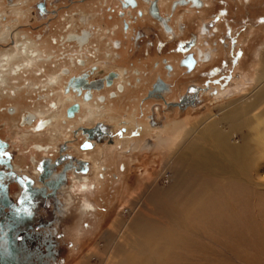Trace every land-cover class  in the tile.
<instances>
[{"label":"flooded vegetation","instance_id":"1","mask_svg":"<svg viewBox=\"0 0 264 264\" xmlns=\"http://www.w3.org/2000/svg\"><path fill=\"white\" fill-rule=\"evenodd\" d=\"M239 1L243 5H250L252 0ZM71 4V9L63 8ZM0 8H4V12L0 11V72L17 54L24 58L23 61L28 60L29 64L32 61L48 63L58 57L57 48L66 51L74 48L71 51L75 54L69 55L73 67H62L59 72L49 74L51 85L54 81L58 83V80H62V90L68 104L49 101L47 111L52 113L49 116L41 111L20 115L21 126L26 132L41 135L45 131H52L53 138L50 142L30 141L27 144L25 155L33 163L32 174L16 163L15 158L12 162L17 166V172L32 175L39 187L45 185L39 181L41 161L47 160L51 164L53 171L50 178H55L61 172L66 174V180L57 191L58 207L41 203V209L37 212L40 218L34 222L29 230L32 234L27 238L35 256H42L40 260L44 262L49 261L45 256L51 243V251L56 256L51 264H55L62 243L73 241L84 215L81 206L84 205L87 213L97 211L96 204L88 196L101 187L99 185L105 178L103 171L108 168L109 155L123 148L122 145L127 142L129 146L122 153L149 157L146 153H152L156 148L155 140L160 138L159 133L169 129L163 122L164 109L188 113L199 109L208 98L218 95L219 89L231 80L232 72L239 68L244 53L239 45V37L242 30L248 27L247 20L239 28L234 25L228 0H0ZM53 17L58 20L52 21ZM68 19H75L76 22ZM192 25L196 29L194 32L190 31ZM187 31L188 36L184 37ZM72 36H76V41L69 40L68 37ZM94 41L98 44L92 46ZM48 46L55 50L48 53ZM90 49L98 58L96 63L88 54ZM20 67L21 64L13 65L12 71L16 73ZM188 78L196 81L184 85ZM200 78L203 80L199 81ZM68 80L69 85L80 94L85 91V95L92 89L113 84L110 89L100 92L93 90V101L86 107L98 105L104 109L110 104L114 107L116 102L131 92L139 96L140 107L136 106L139 101L135 105L136 119L133 115L132 120L128 118V114L133 112V109H128L125 114L120 113V118L117 112L113 113L118 117V120L114 117L116 122L105 119L90 125L86 123L89 118L85 117V106L82 104V113L76 117V125L66 120V108L75 101L72 92L65 93ZM12 96H15L14 92ZM99 97L105 98L104 102H99ZM37 98L41 100L44 95ZM80 101L76 92V103L66 111L68 117H73L80 110ZM3 110L13 120L17 118L20 108L13 103ZM5 122L9 124L8 119ZM70 122L72 124H68ZM62 123L68 124V130L60 127ZM81 126L85 128L81 131L83 134L79 135ZM56 130L67 137L73 132L76 140L81 139L76 143L70 141L71 145L64 142L58 146L54 138L57 136ZM148 132H157V135L147 137ZM0 137L9 141L2 135ZM15 143L17 141L14 140ZM74 147L76 156L68 151ZM56 148H59L58 156H55ZM73 158L83 159L77 170L82 174L90 171L88 175L76 174L72 169L76 167V162L71 160ZM96 165L100 166L98 171H95ZM120 167L125 171V165ZM113 177L118 178L116 174ZM76 190L79 192L76 193ZM46 192H50L49 187ZM47 207L50 210L55 207L56 210L57 219L51 225L46 223L49 216ZM63 220L69 221L70 226L61 235L59 229Z\"/></svg>","mask_w":264,"mask_h":264},{"label":"rangeland","instance_id":"2","mask_svg":"<svg viewBox=\"0 0 264 264\" xmlns=\"http://www.w3.org/2000/svg\"><path fill=\"white\" fill-rule=\"evenodd\" d=\"M228 2L237 28L247 20L248 27L239 37L244 52L239 68L232 72L231 80L219 89V94L208 98L199 109L188 113L164 109L163 122L169 129L159 133L160 138L158 134L156 148L146 153L149 157L122 153L129 146L127 142L109 155L101 187L88 196L96 204L97 211L87 213L84 205L81 206L84 215L73 241L62 243L55 264H264L263 192L243 185H227L217 179L203 180L201 176L195 179L198 186L193 187V181L191 183L186 175L187 168L201 162V153L208 148L209 139L217 144V138L228 133L229 144L237 145L243 142L241 133L245 132L248 141L253 137L250 136L251 128L248 131L244 128L245 119L264 113V0H252L250 5H243L239 0ZM72 6L63 8L67 10ZM0 11L4 12V8ZM68 21L76 22L75 19ZM190 31H196L193 25ZM95 44L98 42L91 45ZM72 49L57 48L58 57L53 62L32 61L31 65L17 54L0 72V135L12 143L16 163L30 174L34 172L33 163L25 155L29 142H50L53 133L26 132L21 126L20 115L41 111L49 116L52 115L47 111L49 101L68 104L62 80L51 85L49 74L59 72L62 67H73L69 57L75 54ZM47 50L51 53L55 49L48 46ZM88 54L94 60L90 61H98L92 50ZM112 58L114 60L113 55ZM20 64V69L14 73L13 65ZM192 81L196 79L188 78L184 85ZM223 90L226 91L222 93ZM39 95L44 98L38 100ZM13 103L20 111L17 118L11 120L12 116L3 109ZM119 108V104L114 107L110 104L104 109L90 105L85 108L84 115L89 118L90 125L105 119L116 122L121 116L116 117L117 120L111 116L119 113ZM132 115L128 114L130 120ZM5 119L9 124H5ZM73 122L76 125V121ZM68 124L62 123L60 127L68 130ZM63 134L57 131L54 137L58 146L64 142L71 145L70 141L76 143L81 139L76 140L73 133L68 137ZM154 134L157 132H148L147 137ZM14 140L17 143L13 144ZM58 149H55V156L59 155ZM68 151L76 156V147ZM228 158L235 160L229 155ZM122 165L126 166L125 171ZM247 171L241 170V176L248 177L250 172ZM249 178L257 182L254 174ZM17 190L18 185L12 183V195ZM69 226V221H62L61 235Z\"/></svg>","mask_w":264,"mask_h":264},{"label":"water","instance_id":"3","mask_svg":"<svg viewBox=\"0 0 264 264\" xmlns=\"http://www.w3.org/2000/svg\"><path fill=\"white\" fill-rule=\"evenodd\" d=\"M13 158L14 151L9 141L0 137V264H51L56 259L51 251V243L48 246L49 253L45 256L49 261L44 262L40 260L42 256H35L27 238L32 234L29 230L33 228L34 222L40 218L37 212L41 209V203L58 207L57 191L66 180V174L61 172L55 178H50L53 168L47 160L41 161L39 181L45 185L39 187L32 175L15 170ZM12 183L20 188L15 196L10 192ZM48 187L50 192H46ZM47 210L49 216L46 223L51 225L57 219L56 210L55 207L53 210L47 207Z\"/></svg>","mask_w":264,"mask_h":264},{"label":"bare ground","instance_id":"4","mask_svg":"<svg viewBox=\"0 0 264 264\" xmlns=\"http://www.w3.org/2000/svg\"><path fill=\"white\" fill-rule=\"evenodd\" d=\"M9 5H13V3H10ZM68 38L70 41H76V36H74V37L72 36V37H68ZM77 40H79V42H81L80 39H77ZM116 78H118V76ZM68 83H69V80L65 84V89H64L65 93L69 94L70 92H72V94L74 95V99H75V101L73 103H76V92H77L78 98L81 100L79 102L81 104L80 110L73 117H68L66 114L67 108L70 105H72L73 103L69 104L67 106L66 111H65V119L68 121H76V117L81 115L82 104L85 106L88 103H90V104L92 103L93 98H94V96L92 95L93 90H95L96 92H100V91H103L105 89H110L113 87V84L111 86L106 85L102 89H92L90 92L87 91V94L85 95V93H86L85 91H82L80 94V92L78 90H76V88H74L72 85H69ZM119 89L123 90L121 87ZM135 92L136 91H134V93ZM104 99L105 98H103V97L97 98V100L99 102H104ZM85 108H87V107L85 106L84 110H85ZM253 116L254 117L252 119H247V118L245 119V126H244L246 131H248L251 128L252 135L250 134V136L253 137L252 139L247 141V139H246L247 137H245L246 133L243 132L241 134L244 137V140L242 143H239L237 145L236 144L235 145L229 144V134L228 133L221 134L217 138L218 139L217 144L211 143L210 141H212V140H210V139L207 141V145H208L207 147L208 148L204 152L201 153V159H202L201 162H199V164H195V166L193 168H190V169L187 168L189 171L186 172V175H187L188 179L191 181V183L193 181V183H192L193 187H195V185H197L195 183V179H197L198 177L201 176L203 180H205L207 178H210L211 180L217 179V180H221L222 182H225L227 185H229V184H232V186H238V185L242 186L243 185V186H246L247 188H250V189L251 188L256 189L259 191V193H261V191H262L264 194V113L259 114V115H253ZM33 118L34 117L32 116V119ZM29 123H31V122L29 121ZM86 123H88V122L86 121ZM253 124L255 125L254 127H253ZM83 128H85V127L81 126L79 128V130H80V133H78L79 135L83 134L81 132ZM205 132H204V134H205ZM71 142H73V141H71ZM92 149H94V148H92ZM92 149H90V150H92ZM241 154H242V156H241ZM228 155L232 156L233 159H235V160L229 159ZM71 160L76 162V167H72V169H74L76 171V174L80 173V172H78L77 169L79 168V164L83 161V159L73 158ZM199 160H200V157H199ZM12 162H13V160H12ZM38 163L39 162L36 163V167H37ZM192 163H194V162L192 161ZM14 168H17V166L16 167L14 166ZM99 169H100V166L96 165L95 171L96 170L98 171ZM247 169H248V171H247ZM241 170H246L248 173L250 172L248 177L247 176H246V178L242 177L241 176ZM88 173H86V174L80 173V174H82L83 176H86V175H88ZM251 174L255 175V177H256L255 180H257L256 183L252 182L253 180L251 181L252 177L249 178ZM83 187H84V185H83ZM86 206H88V205H86ZM90 208H92V207H90Z\"/></svg>","mask_w":264,"mask_h":264},{"label":"crops","instance_id":"5","mask_svg":"<svg viewBox=\"0 0 264 264\" xmlns=\"http://www.w3.org/2000/svg\"><path fill=\"white\" fill-rule=\"evenodd\" d=\"M136 69L137 70H140L141 71V69L140 68H138V67H136ZM137 101H139L138 102V104L136 105V103H137ZM140 99H139V96H134L133 94H132V92L130 93V94H127L126 96H124V97H122V99H120L118 102H116L114 105H116V104H119V106H120V108H121V110L119 111V115H120V113L121 112H123L124 114H125V112H126V110H128V109H133V112H132V114H133V116H134V118L136 119V109H137V107L139 108L140 107ZM137 107H136V106ZM124 106H125V108H124ZM119 108V109H120ZM118 109V110H119ZM123 116V115H122ZM115 117V119H116V115L115 116H111V118H114ZM96 122V121H95ZM94 124V123H93Z\"/></svg>","mask_w":264,"mask_h":264}]
</instances>
